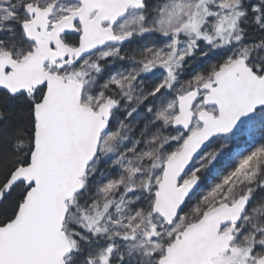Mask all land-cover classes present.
<instances>
[{"label":"snow or ice","instance_id":"6c2138e0","mask_svg":"<svg viewBox=\"0 0 264 264\" xmlns=\"http://www.w3.org/2000/svg\"><path fill=\"white\" fill-rule=\"evenodd\" d=\"M0 264H264V0H0Z\"/></svg>","mask_w":264,"mask_h":264}]
</instances>
